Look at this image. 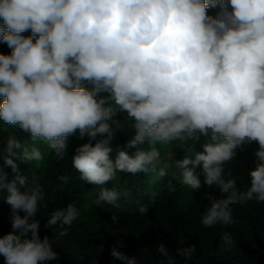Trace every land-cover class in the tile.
Listing matches in <instances>:
<instances>
[{
  "label": "clouds",
  "instance_id": "obj_1",
  "mask_svg": "<svg viewBox=\"0 0 264 264\" xmlns=\"http://www.w3.org/2000/svg\"><path fill=\"white\" fill-rule=\"evenodd\" d=\"M210 8L218 9L215 16ZM0 20V43L10 49L0 54V121L32 141L29 147L12 134L0 147V191L8 193L11 225L0 236L3 264L59 261L55 237L67 235L63 226L71 227L80 211L74 203L55 210L45 227L59 231L41 238L35 217L47 208L45 193L35 177L30 185L21 164L44 160L37 142L63 160L77 131L88 142L75 148L71 162L82 181L99 186L96 205L120 207L117 188L105 186L118 173L164 178L168 163L157 145L201 137L210 141L202 151L189 147L194 155L175 160L183 185L201 188L199 168L203 183L219 188V198L206 194L201 224L231 225V205L264 203V0H0ZM119 112L135 135L114 152ZM252 142L259 163L241 190L226 178L225 165ZM165 187L175 191L171 181ZM222 243V250L233 245L228 232ZM122 247L117 241L111 258L138 264ZM158 251L169 257L163 243ZM196 251L190 244L177 254L188 262Z\"/></svg>",
  "mask_w": 264,
  "mask_h": 264
},
{
  "label": "trees",
  "instance_id": "obj_2",
  "mask_svg": "<svg viewBox=\"0 0 264 264\" xmlns=\"http://www.w3.org/2000/svg\"><path fill=\"white\" fill-rule=\"evenodd\" d=\"M217 11L218 9L210 8L208 14L215 16ZM22 35L28 36L30 31ZM0 54H10L6 44L0 43ZM115 119L121 123V127L115 130L111 141L114 152L135 135V129L131 126V121L124 117V112L117 113ZM123 126L129 127V130L123 129ZM5 132L7 136L15 134L22 142L32 146L30 134L9 125L5 126ZM86 142L88 139L79 145L73 144L70 136L67 155L63 160L57 159L54 150L44 143L43 161L38 164H21V170L29 177L30 185L35 177L36 183L45 193L47 208L41 207L35 217L40 222L41 238L48 236L52 239V231L58 233L59 225L54 226L53 230L45 227L47 219L55 210L74 203L80 211V216L71 227L63 226L67 235H56L53 248L59 254V261L49 264H122L119 260H113L109 254L117 241L124 245L121 251L137 257L138 264H168L169 257L173 264H264V203L251 201L231 205L235 223L205 228L201 224V214L203 205L210 203L206 194L212 193L219 198V188L204 184V175L198 168L201 188L193 191L183 185L180 170L173 162L165 169L167 175L158 182H153L154 174L132 175L123 172L119 173L117 180L108 182L106 187H115L120 193L119 208L108 203L88 204L87 198L95 186L82 181L71 162L75 148ZM157 147L165 154L177 153V160L183 159L185 155H194L189 147L199 151L193 141L177 140L170 145ZM258 147L256 142L245 144L237 149L236 157L225 165L226 178L236 179L241 190L247 189L251 180L250 172L259 163L255 156ZM2 165L3 160L0 159V166ZM4 171L8 172L11 179V169L5 167ZM229 172L231 175H228ZM168 181L173 183L175 191L169 192L166 189ZM20 190L26 189L21 187ZM7 194L6 190L0 191V236L11 230ZM139 205L146 206L148 212L140 214ZM113 216L117 218L116 221H113ZM224 232H228L234 241L226 250H222V247H226L222 243ZM160 243L168 248L169 257L158 251ZM190 244H195L197 251L190 261L185 262L177 254V249ZM0 264H3V257H0Z\"/></svg>",
  "mask_w": 264,
  "mask_h": 264
},
{
  "label": "rangeland",
  "instance_id": "obj_3",
  "mask_svg": "<svg viewBox=\"0 0 264 264\" xmlns=\"http://www.w3.org/2000/svg\"><path fill=\"white\" fill-rule=\"evenodd\" d=\"M124 117L128 120L126 112H124ZM5 126H8V125L4 124L3 121H0V127H1V131H0V147L3 146L2 143H6V138L8 137L6 135V132H5ZM128 126H130V125L128 124ZM122 128L125 129L126 131L129 130V127H126V126H123ZM130 134H131V132H130ZM85 139H88V137L85 136L83 139L79 138V132L78 131H77V133L75 135L71 136V142L73 144H76V145H79ZM206 142H210V141L208 139L204 138V137H201L200 141L196 142L197 149L199 151H202L203 150L202 149V145L204 143H206ZM26 145L31 147V145H29V144H26ZM35 146L40 147L41 151L43 152V154H45L44 143L37 142ZM162 156L165 158V162L168 163V167L173 162H175V160L178 159V155L175 152H171V153H167V154L162 153ZM118 176H119V173H118ZM155 182H158V181H155ZM98 192H99V186H95L94 190L92 191V193L87 198V203L88 204L93 203V201L95 200L96 195L98 194ZM9 231H11V230L10 229L7 230L6 233L9 232Z\"/></svg>",
  "mask_w": 264,
  "mask_h": 264
}]
</instances>
